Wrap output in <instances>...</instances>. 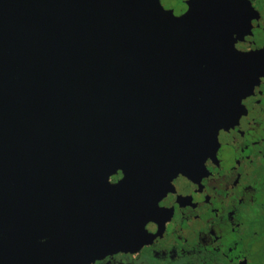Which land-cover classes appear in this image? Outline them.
I'll list each match as a JSON object with an SVG mask.
<instances>
[{"label":"water","instance_id":"water-1","mask_svg":"<svg viewBox=\"0 0 264 264\" xmlns=\"http://www.w3.org/2000/svg\"><path fill=\"white\" fill-rule=\"evenodd\" d=\"M247 5L191 0L175 18L159 0H0V264H90L141 245L180 171L165 169L175 144L210 155L212 113L255 83L254 68L226 65ZM92 172L112 200H94Z\"/></svg>","mask_w":264,"mask_h":264},{"label":"clouds","instance_id":"clouds-1","mask_svg":"<svg viewBox=\"0 0 264 264\" xmlns=\"http://www.w3.org/2000/svg\"><path fill=\"white\" fill-rule=\"evenodd\" d=\"M247 2L264 11V0ZM190 3L159 0L163 10L178 9L175 15L171 12L175 18L189 13ZM249 25L242 39L232 33V47L240 54L264 50V16L251 18ZM257 81L239 99L245 113L233 125L217 128L214 152L203 159L207 174L198 182L179 171L170 178V189L156 201L170 216L162 225L151 219L143 225L154 239L138 250L108 253L91 264H264V74ZM125 179L119 167L107 178L111 186Z\"/></svg>","mask_w":264,"mask_h":264},{"label":"flooded vegetation","instance_id":"flooded-vegetation-1","mask_svg":"<svg viewBox=\"0 0 264 264\" xmlns=\"http://www.w3.org/2000/svg\"><path fill=\"white\" fill-rule=\"evenodd\" d=\"M169 2V1H168ZM170 2L172 3H175L177 2V0H170ZM183 2L185 3V6H187L186 4V0H183ZM163 5V3H162ZM165 10H168V11H173V14L175 15L176 12H177V8L176 7H168V8H165ZM259 15L261 16H264V11H262L261 9L259 8H252L249 4L245 7V21L239 25V27L237 28V33H240V38L242 39L243 38V34L247 33L249 31V28H250V25H249V20L251 18H259ZM187 16V14H185L184 17L182 18H185ZM193 24V23H192ZM194 26H200V23H195L193 24ZM190 26V23L186 24V28L188 29ZM242 26V27H241ZM187 29H183V31L186 33L187 32ZM189 31V30H188ZM191 31H194L197 33L196 30H191ZM228 41L233 44V41L232 39ZM233 62L231 61L230 63L232 64H228L227 62V66H234V67H240V68H247V67H250V68H254L252 70V76L254 79H252V82H258L257 81V77L261 74H264V50L262 51H258V52H255V53H251V54H240L238 52H236L235 50H233ZM246 55H252V61H246L244 59V56ZM197 57V56H196ZM190 59H193V55L189 56ZM192 62V61H191ZM243 91H245L243 89ZM251 92V89L249 91V93L247 94H250ZM240 99V98H239ZM239 99H237V101H234V103H232L230 105V107L228 108L227 112L226 111H222L223 112V115H218L219 111H215L214 114L212 113V120H214L216 123H220L221 126L227 128L228 126H231L233 125L234 123L237 122L238 120V117L241 113H245L246 110H244L243 108L240 107L239 105ZM257 103H260V101H257ZM224 110V109H223ZM223 116V117H222ZM216 117V118H215ZM201 119L198 120L196 122L195 125L191 126V127H198L201 126ZM182 129V126L181 125H176V130L177 131H180ZM180 145V148L182 151H180V149L177 150V146ZM175 148H176V151L173 152V155H171V159L169 157V159L167 160L168 163H170L169 165L165 166V169L168 171V170H171V169H175V168H179L180 171L179 172H184L186 175L190 176L193 180H195L196 182L199 181L200 177L203 176V175H206L207 173L205 172L204 168H203V159L201 158L200 162H198V159H197V156H190L189 154L192 152V149H187L188 147H183L185 145H183L181 147V144L179 143H176L175 144ZM177 152L179 153V155L181 154L180 158L177 159ZM214 152V150L212 151V153L210 155H212ZM178 161V162H177ZM164 169V168H163ZM165 178V176H164ZM166 178L168 180H170V175H167ZM110 185V184H109ZM111 186V185H110ZM114 187V186H112ZM166 189L164 191H162L160 194H158L156 196V201L163 195V193L167 190L170 189V185L167 183L166 184ZM181 204H184V203H190V200L188 201H185V200H181L180 201ZM179 207V205H178ZM170 210L169 211H164V210H161L157 207L156 205V202L154 204V209H153V215H152V218L151 220H156V221H159L162 225L163 223V220L168 218L170 216ZM175 215V212L173 210V217ZM163 231L162 227H161V232ZM159 226H158V231L156 233L157 236H159ZM143 242L140 243L141 245H135L133 246L131 249H127L125 251H135V250H138L140 246H142L144 243H150L152 239H154L153 236L149 235V234H146L144 232V238H143ZM102 258V257H100ZM91 264V263H90Z\"/></svg>","mask_w":264,"mask_h":264},{"label":"bare ground","instance_id":"bare-ground-1","mask_svg":"<svg viewBox=\"0 0 264 264\" xmlns=\"http://www.w3.org/2000/svg\"><path fill=\"white\" fill-rule=\"evenodd\" d=\"M162 118H163V121H165L166 125L170 122V124H168V127H170V129L174 130L173 127H175L177 125V123H176L177 121L172 123L171 120L165 119L164 116H162ZM160 134L164 135V136H170V130H168V131H166V130L164 131L162 129L157 130V136H159ZM88 179H89L90 186L92 188H96L98 193L100 194V196H97V198H94V200L100 202L101 201L100 197H102L101 194H103L104 199H106L108 201L112 200L111 199L112 196L110 197L111 194L106 192V190L103 191L102 193L100 192V189L103 187V185H102L101 181L99 182L100 179H98V176L96 173H94V172L90 173L87 177H85L84 182ZM95 208H96V210H99V209L103 210V208H105V206L99 207V205L97 203L95 206L92 207V209H95ZM78 216H79V213L73 212L72 214H69L68 216L65 215L63 217H65V218L69 217L72 221H74Z\"/></svg>","mask_w":264,"mask_h":264},{"label":"rangeland","instance_id":"rangeland-1","mask_svg":"<svg viewBox=\"0 0 264 264\" xmlns=\"http://www.w3.org/2000/svg\"><path fill=\"white\" fill-rule=\"evenodd\" d=\"M168 1H169V3H171L170 0H168ZM172 3H173V2H172Z\"/></svg>","mask_w":264,"mask_h":264}]
</instances>
